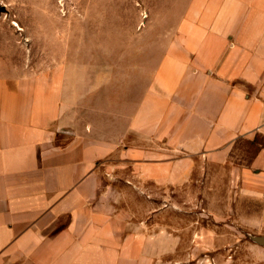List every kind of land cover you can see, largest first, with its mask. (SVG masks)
<instances>
[{
  "label": "crops",
  "instance_id": "0c3cea01",
  "mask_svg": "<svg viewBox=\"0 0 264 264\" xmlns=\"http://www.w3.org/2000/svg\"><path fill=\"white\" fill-rule=\"evenodd\" d=\"M174 44L114 140L78 122L49 78L0 83V264H130L125 253H142L145 236H126L129 216L108 200L115 153L141 180L183 188L249 141L257 150L233 174L244 191L264 190V0H193Z\"/></svg>",
  "mask_w": 264,
  "mask_h": 264
},
{
  "label": "rangeland",
  "instance_id": "374dc122",
  "mask_svg": "<svg viewBox=\"0 0 264 264\" xmlns=\"http://www.w3.org/2000/svg\"><path fill=\"white\" fill-rule=\"evenodd\" d=\"M192 4L0 0V83L45 76L64 86L77 121L88 124L94 137L114 140L116 124L125 126L163 59L179 50L174 42ZM256 150L239 141L232 164L215 168L203 183L193 174L185 187L171 189L135 176L120 153L111 156L103 168L113 188L108 200L128 214L126 236L138 228L145 236L144 251L125 253V262L264 264V246L256 241L264 237V190L244 191L232 170L250 164Z\"/></svg>",
  "mask_w": 264,
  "mask_h": 264
},
{
  "label": "water",
  "instance_id": "95a60500",
  "mask_svg": "<svg viewBox=\"0 0 264 264\" xmlns=\"http://www.w3.org/2000/svg\"><path fill=\"white\" fill-rule=\"evenodd\" d=\"M260 245L264 246V237H259L256 240Z\"/></svg>",
  "mask_w": 264,
  "mask_h": 264
}]
</instances>
